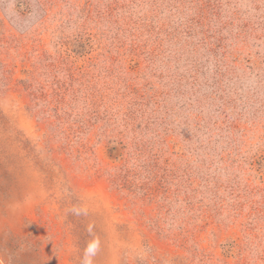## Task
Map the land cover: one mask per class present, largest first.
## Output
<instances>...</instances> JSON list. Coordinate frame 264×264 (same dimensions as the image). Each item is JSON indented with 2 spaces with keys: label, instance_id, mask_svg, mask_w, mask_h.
I'll return each instance as SVG.
<instances>
[{
  "label": "rangeland",
  "instance_id": "1",
  "mask_svg": "<svg viewBox=\"0 0 264 264\" xmlns=\"http://www.w3.org/2000/svg\"><path fill=\"white\" fill-rule=\"evenodd\" d=\"M24 250L264 264V0H0V264Z\"/></svg>",
  "mask_w": 264,
  "mask_h": 264
},
{
  "label": "trees",
  "instance_id": "2",
  "mask_svg": "<svg viewBox=\"0 0 264 264\" xmlns=\"http://www.w3.org/2000/svg\"><path fill=\"white\" fill-rule=\"evenodd\" d=\"M7 250H8V254H9V251L11 250V248H9ZM11 260L13 262H11L10 264H33L31 256H29L25 252V250L22 253H17L16 257H13Z\"/></svg>",
  "mask_w": 264,
  "mask_h": 264
}]
</instances>
